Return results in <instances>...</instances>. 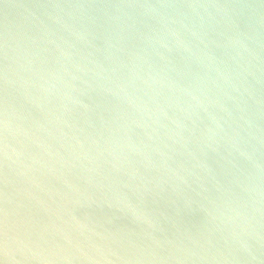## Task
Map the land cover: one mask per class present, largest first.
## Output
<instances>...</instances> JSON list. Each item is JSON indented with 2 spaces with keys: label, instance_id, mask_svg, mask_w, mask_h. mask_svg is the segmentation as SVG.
<instances>
[{
  "label": "water",
  "instance_id": "obj_1",
  "mask_svg": "<svg viewBox=\"0 0 264 264\" xmlns=\"http://www.w3.org/2000/svg\"><path fill=\"white\" fill-rule=\"evenodd\" d=\"M0 264H264V0H0Z\"/></svg>",
  "mask_w": 264,
  "mask_h": 264
}]
</instances>
